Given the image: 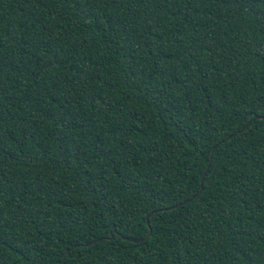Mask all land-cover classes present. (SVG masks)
Returning a JSON list of instances; mask_svg holds the SVG:
<instances>
[{"label":"trees","instance_id":"trees-1","mask_svg":"<svg viewBox=\"0 0 264 264\" xmlns=\"http://www.w3.org/2000/svg\"><path fill=\"white\" fill-rule=\"evenodd\" d=\"M0 264H264V0H0Z\"/></svg>","mask_w":264,"mask_h":264},{"label":"water","instance_id":"water-1","mask_svg":"<svg viewBox=\"0 0 264 264\" xmlns=\"http://www.w3.org/2000/svg\"><path fill=\"white\" fill-rule=\"evenodd\" d=\"M261 118H263V117H261Z\"/></svg>","mask_w":264,"mask_h":264}]
</instances>
